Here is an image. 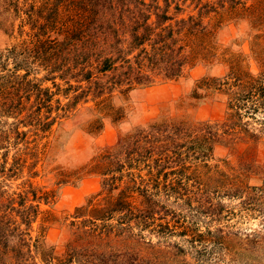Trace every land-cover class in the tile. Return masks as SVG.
I'll use <instances>...</instances> for the list:
<instances>
[{
  "label": "rangeland",
  "instance_id": "1",
  "mask_svg": "<svg viewBox=\"0 0 264 264\" xmlns=\"http://www.w3.org/2000/svg\"><path fill=\"white\" fill-rule=\"evenodd\" d=\"M52 2L0 0V264H79L67 256L85 241L70 228L75 210L108 208V196L155 214L132 220V235L118 234L123 213L97 220L109 237L93 242L112 254L97 264L123 253L145 264H264V112L236 111L222 136L234 83L264 74V0H181L177 19L200 15L205 28L183 40L182 75L127 91L106 84L99 96L95 78L62 80L41 62L65 40L63 18L46 25ZM118 160L121 172L105 175ZM111 176L121 177L108 193ZM19 195L38 205L30 227Z\"/></svg>",
  "mask_w": 264,
  "mask_h": 264
},
{
  "label": "trees",
  "instance_id": "2",
  "mask_svg": "<svg viewBox=\"0 0 264 264\" xmlns=\"http://www.w3.org/2000/svg\"><path fill=\"white\" fill-rule=\"evenodd\" d=\"M47 1H53L52 3L55 4L48 10L46 25L54 26L60 17L63 18L61 28L65 40L60 44L58 49L60 52L54 53L59 55L55 57L53 63L49 64L53 54L49 58L43 56L41 62L44 63L48 72L61 73L62 80L79 78L80 82L90 83L95 78L96 89L94 91L98 92L97 96L104 92L106 84L109 85L107 89L109 92L122 87L125 88L124 91H127L136 86L149 85L157 77L177 79L190 62V57L185 53L186 45L183 44L186 34L196 35L205 29L202 26L200 15L177 19L181 12L179 5L181 0H172L173 3L171 0H163V7L159 5V0H150L149 3L145 0ZM171 4H174V11L169 14ZM59 12L61 14L57 16ZM53 45L49 46V50L56 49L55 43ZM106 75H110V78L102 84L100 79L106 78ZM237 80V83H234L237 92L232 95L231 100L235 114L229 115L227 122L222 124V128H225L222 136H227L234 131L236 127L234 119L237 116L241 117L236 111L244 109L249 114L259 110L264 112V74L257 79ZM84 96L86 94L83 93L76 96L73 105ZM207 134L213 136L210 132ZM128 156L129 153L126 158ZM114 164H111L113 170L108 169L105 175H108V172H121L125 166V163L120 160ZM129 168L132 169L131 165ZM127 176L130 177L129 181L135 184L132 174ZM120 177L111 176L105 180L103 186L108 193L118 189L117 184ZM143 181L140 180L141 183ZM139 190H142L141 192L148 198L146 187L143 186ZM32 194L33 200H36V195ZM19 198L18 205L22 210L18 213H23L25 223L30 227L39 212L38 205L31 203L24 206L27 199L21 198V195ZM147 200L151 202V206H156L153 201ZM107 207L92 209L88 203L75 210V218L79 221H71L70 228L76 229L75 234L79 233L76 238L80 240L85 237V241L78 247L75 246L74 241L70 244L71 255H67L69 262L97 264L102 257L109 256H105L106 252L100 251L99 253L100 247L93 242L97 238L103 239V235L106 238L109 237L108 232L104 231L105 226L102 227V231H98L95 225L97 220L105 221L112 219L116 213H123L117 219L118 234L127 232L132 235L130 232L132 220L142 219L141 216L151 219L155 214L152 207L148 212L132 209L122 196L116 199L108 196ZM10 209L12 210L13 207ZM3 215L0 216L1 241L5 240L4 223L8 222ZM13 227L17 229L16 225ZM20 250L21 247L18 245L16 252L19 253ZM139 259L138 255L123 253L117 264H145Z\"/></svg>",
  "mask_w": 264,
  "mask_h": 264
}]
</instances>
